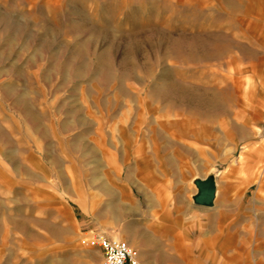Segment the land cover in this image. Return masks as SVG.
<instances>
[{
    "label": "rangeland",
    "instance_id": "1",
    "mask_svg": "<svg viewBox=\"0 0 264 264\" xmlns=\"http://www.w3.org/2000/svg\"><path fill=\"white\" fill-rule=\"evenodd\" d=\"M97 232L264 264V0H0V264H102Z\"/></svg>",
    "mask_w": 264,
    "mask_h": 264
},
{
    "label": "built area",
    "instance_id": "2",
    "mask_svg": "<svg viewBox=\"0 0 264 264\" xmlns=\"http://www.w3.org/2000/svg\"><path fill=\"white\" fill-rule=\"evenodd\" d=\"M84 242L102 251V264H139L138 252L124 240L97 232L86 234Z\"/></svg>",
    "mask_w": 264,
    "mask_h": 264
},
{
    "label": "water",
    "instance_id": "3",
    "mask_svg": "<svg viewBox=\"0 0 264 264\" xmlns=\"http://www.w3.org/2000/svg\"><path fill=\"white\" fill-rule=\"evenodd\" d=\"M198 195L195 198V203L202 207H212L215 198V187L210 182H199L197 184Z\"/></svg>",
    "mask_w": 264,
    "mask_h": 264
},
{
    "label": "crops",
    "instance_id": "4",
    "mask_svg": "<svg viewBox=\"0 0 264 264\" xmlns=\"http://www.w3.org/2000/svg\"><path fill=\"white\" fill-rule=\"evenodd\" d=\"M184 166H185L184 164H181L179 167H180V168H183ZM118 173H119V172H118ZM111 237H113V236H111ZM113 238H118V237L115 236V237H113ZM121 240H123V239H121Z\"/></svg>",
    "mask_w": 264,
    "mask_h": 264
}]
</instances>
